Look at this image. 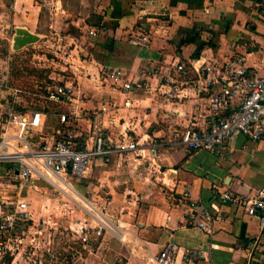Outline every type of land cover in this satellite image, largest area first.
<instances>
[{
    "label": "crops",
    "instance_id": "obj_1",
    "mask_svg": "<svg viewBox=\"0 0 264 264\" xmlns=\"http://www.w3.org/2000/svg\"><path fill=\"white\" fill-rule=\"evenodd\" d=\"M99 9L90 19V31L97 36L88 34L71 55L73 75L64 86L73 90L72 102L55 103L59 115L45 114L43 126L29 134L31 142L27 140L38 149L60 130L76 135L79 147H91L102 132L114 150L92 161V180L85 186L95 197H110L105 204L100 201L101 218L117 220L121 248L116 239H104L101 245L109 246L107 252H93L90 244L88 255L80 258L84 264H154L164 246L176 243L202 252L194 264H264L259 216L220 197L231 192L254 199L264 189V140L253 142L237 134L221 155L173 147L170 142L188 127L207 126L209 95L189 85L178 97L169 98L158 91L155 77L157 69L171 64L190 67L191 61H198L200 67L235 53L245 54L249 66L263 75L264 0H102ZM135 34L147 35L149 44H131ZM106 65L124 69L129 81L147 79L153 89H115L102 74ZM186 76L193 80L196 73ZM74 113L77 120L67 129L59 116ZM129 141L159 144L160 157L137 159L117 148ZM7 168L8 163L1 165L2 172ZM25 185L35 187V181ZM6 187L0 190L9 189L3 200L11 204L18 198L11 189L18 186ZM187 192L213 215L212 234L190 226L182 199ZM21 201L32 205L27 197Z\"/></svg>",
    "mask_w": 264,
    "mask_h": 264
},
{
    "label": "rangeland",
    "instance_id": "obj_2",
    "mask_svg": "<svg viewBox=\"0 0 264 264\" xmlns=\"http://www.w3.org/2000/svg\"><path fill=\"white\" fill-rule=\"evenodd\" d=\"M101 3L102 0H0V138L7 136L10 144L23 153L27 149L19 143L13 122L34 111H42L48 118L59 115L60 106L48 99V91L65 85L72 77L74 47L88 40L85 37L91 28V16ZM17 28H29L40 36V41L14 51ZM30 136L26 135L31 142ZM70 177L63 179L74 190L69 195L57 186L59 181L53 185L40 175L33 179L32 188L23 181L15 182L18 187L11 191L18 192L14 193L18 198L9 210L14 211L23 197L29 198L32 205L28 220L11 233L1 228L12 213L3 200L9 189L0 190V245L4 248L0 249V264H84L80 257L88 255L86 247L90 244L93 252H107L109 246L101 245L104 239L105 243L116 239L121 248L122 228L117 220L104 216L105 221L100 220L103 204L110 197H95L86 188L85 183L92 180L91 173L86 179Z\"/></svg>",
    "mask_w": 264,
    "mask_h": 264
},
{
    "label": "built area",
    "instance_id": "obj_3",
    "mask_svg": "<svg viewBox=\"0 0 264 264\" xmlns=\"http://www.w3.org/2000/svg\"><path fill=\"white\" fill-rule=\"evenodd\" d=\"M89 35L95 37L97 33L91 30ZM149 40L147 35L135 34L129 42L135 46L145 47ZM197 63L198 61H191L188 67L179 62L161 67L155 72L159 82L158 91H162L169 98L178 97L189 85L196 91L209 95L211 112L207 117V126L199 129L188 127L177 134L176 139L170 144L173 147H183L190 153L207 151L221 155L229 140L237 134H242L253 142L263 141L264 74L256 73L249 66L248 58L243 53H235L221 61L211 60L200 67H197ZM261 63L264 68V59ZM191 71H195L196 77L187 80L186 75ZM102 74L117 90L153 89L147 79L129 81L127 72L122 68L106 65L102 68ZM73 98V90L64 85H57L48 91V99L54 103H71ZM105 110L104 108L103 111ZM44 116L42 111H34L32 118L18 116L13 122L18 129V141L27 149L26 153L12 146L7 136L0 138V187H8L17 181L27 182L39 175L46 177L53 185H57L59 181L57 179L63 180L66 176L85 178L95 158L108 156L114 152L111 145H107L106 135L102 132L91 147H79L76 135L60 130L54 139L43 143L38 149H32L27 143L26 135L43 126ZM77 117V113L72 116L63 114L60 121L69 129V124L74 123ZM108 142L112 143L111 140ZM117 148L129 151L137 159L156 160L160 157V145L155 142L148 144L129 141ZM11 149L13 150L10 151ZM5 163H8V168L2 172L1 165ZM220 197L223 202L244 206L249 215L259 216L261 226L264 228V189L254 199L237 196L231 192L221 193ZM182 199L189 211L190 226L212 234L215 219L210 210L201 201L192 199L189 192L185 193ZM6 205L7 210L12 208L11 204ZM30 206L26 201H19L14 211L9 210L12 213L1 227L5 229V233H11L17 229L18 224L28 220ZM0 249H4L2 244ZM201 255L200 250L169 243L154 259V264H194L200 260Z\"/></svg>",
    "mask_w": 264,
    "mask_h": 264
},
{
    "label": "water",
    "instance_id": "obj_4",
    "mask_svg": "<svg viewBox=\"0 0 264 264\" xmlns=\"http://www.w3.org/2000/svg\"><path fill=\"white\" fill-rule=\"evenodd\" d=\"M40 36L33 34L26 28H17L16 35L13 39L12 49L14 51H20L23 48L38 43Z\"/></svg>",
    "mask_w": 264,
    "mask_h": 264
},
{
    "label": "bare ground",
    "instance_id": "obj_5",
    "mask_svg": "<svg viewBox=\"0 0 264 264\" xmlns=\"http://www.w3.org/2000/svg\"><path fill=\"white\" fill-rule=\"evenodd\" d=\"M25 149V148H24ZM57 180H59V182H60V185H58V187H60L65 193H67L68 195H69V193H74V190H73V188H71V186H69V185H67L66 183H65V181L64 180H62V179H57ZM76 194V193H75ZM78 194V193H77ZM76 194V195H77ZM80 197V196H79ZM82 198V197H81ZM75 199V198H74ZM74 201V200H73ZM82 201V200H81ZM73 203V202H72ZM93 209H95V208H93ZM94 211V210H93ZM96 212V211H95ZM94 213V212H93ZM100 220L101 221H105L104 220V218H100ZM102 223V222H101ZM104 223V222H103ZM112 224V223H111ZM105 225V224H104ZM112 228V227H111ZM110 228V229H111ZM114 228H112V230H113ZM114 231V230H113Z\"/></svg>",
    "mask_w": 264,
    "mask_h": 264
}]
</instances>
